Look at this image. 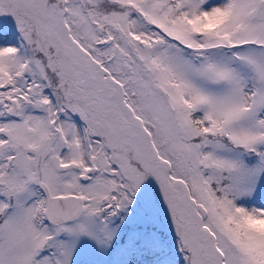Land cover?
I'll use <instances>...</instances> for the list:
<instances>
[{"label":"snow or ice","instance_id":"6c2138e0","mask_svg":"<svg viewBox=\"0 0 264 264\" xmlns=\"http://www.w3.org/2000/svg\"><path fill=\"white\" fill-rule=\"evenodd\" d=\"M0 264H264V0H0Z\"/></svg>","mask_w":264,"mask_h":264}]
</instances>
